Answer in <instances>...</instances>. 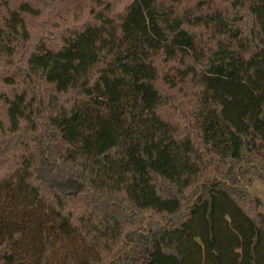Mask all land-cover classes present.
Here are the masks:
<instances>
[{
	"label": "trees",
	"instance_id": "trees-1",
	"mask_svg": "<svg viewBox=\"0 0 264 264\" xmlns=\"http://www.w3.org/2000/svg\"><path fill=\"white\" fill-rule=\"evenodd\" d=\"M0 0V264H264V0Z\"/></svg>",
	"mask_w": 264,
	"mask_h": 264
},
{
	"label": "rangeland",
	"instance_id": "rangeland-1",
	"mask_svg": "<svg viewBox=\"0 0 264 264\" xmlns=\"http://www.w3.org/2000/svg\"><path fill=\"white\" fill-rule=\"evenodd\" d=\"M131 1L132 0H118L116 10H122L124 7L128 6ZM249 190L253 195L258 196L261 199V210L264 212V186L259 183H254Z\"/></svg>",
	"mask_w": 264,
	"mask_h": 264
}]
</instances>
